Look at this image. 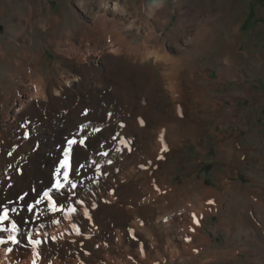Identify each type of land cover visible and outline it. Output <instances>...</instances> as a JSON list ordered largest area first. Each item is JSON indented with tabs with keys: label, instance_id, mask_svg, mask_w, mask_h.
I'll return each instance as SVG.
<instances>
[{
	"label": "rangeland",
	"instance_id": "rangeland-1",
	"mask_svg": "<svg viewBox=\"0 0 264 264\" xmlns=\"http://www.w3.org/2000/svg\"><path fill=\"white\" fill-rule=\"evenodd\" d=\"M126 1L132 6L149 0ZM171 2H165L167 18L157 20L159 39L150 44L171 46L167 55L174 61L172 70L167 62L157 65L153 59L122 61L127 67H145L155 74L153 98L138 101V105L105 102V109L92 111L97 120L96 129L91 127L92 141L86 145L84 135L86 146L79 145L80 161L74 162V156L70 161L73 167L83 163L85 167L79 176L70 172L69 178L91 187L110 175L118 180L117 186L106 192L113 194V203L103 200L98 207L107 216V224L119 221L129 230L139 220L140 229L131 230L151 264H264V0H179L181 7L192 9L187 22L181 21ZM29 8L33 14L26 19L22 33L23 22L17 17L29 15ZM56 15H62L64 27L72 28L76 15L80 17L74 0H0V132H5L6 114L17 108L13 101L20 95H31L34 75L50 82L67 73L60 66L57 34L49 37L48 27L44 28ZM183 37L194 43L185 45ZM90 47L99 52L103 45ZM16 64L22 66L17 68ZM168 81L176 83L178 95L165 93ZM141 90L150 92L149 88ZM30 103L31 107L19 112L22 117L7 132L8 139L0 143V157L11 175L13 165L28 161L32 154L18 153L25 133V139L37 137L43 123L36 117L42 104L35 99ZM111 110L139 125H127L118 137L110 131L101 133L99 124L105 125L104 129L111 125V113L107 112ZM63 112L68 115L70 110ZM157 142L162 143L158 151L154 147ZM55 145L52 142L37 155L47 178L50 172L45 157ZM102 156L109 158V166ZM17 173L14 178L22 175V169ZM32 176L41 177L38 170ZM62 176L63 171L61 181ZM49 195L66 203L61 196ZM209 200L213 203H207ZM203 202L216 210L203 216L197 235L191 237L190 211L199 209ZM151 222L156 223L155 230L142 229ZM102 229L106 227L98 229L94 242L65 239L70 246L56 249L60 264H73L77 252L83 254L84 261L87 258L86 263L96 264L91 258L102 251ZM106 243L114 256L116 246L110 249V241ZM100 254L101 258L106 252ZM58 256H46L43 261Z\"/></svg>",
	"mask_w": 264,
	"mask_h": 264
},
{
	"label": "bare ground",
	"instance_id": "bare-ground-1",
	"mask_svg": "<svg viewBox=\"0 0 264 264\" xmlns=\"http://www.w3.org/2000/svg\"><path fill=\"white\" fill-rule=\"evenodd\" d=\"M74 1L80 14V17L76 15L77 21H75V28L71 26L64 27L62 15H56L51 18V25L44 24V28L48 27L49 37L53 36V33L57 34L56 38L61 48L59 50L61 52L60 66H63L67 73L63 78L50 82H47L45 79L42 80L43 77L39 73L38 76H36L37 74L34 75L35 80L33 79L32 81L34 87L30 89L31 95L27 97L20 95L13 101L17 108L15 109L13 107L11 109L12 111L6 114L5 120L7 124L4 127L6 129L5 132H0L1 143L8 139H5L7 132L22 117L19 112L25 107L32 106L30 99H35L42 104L41 113L36 116L38 121L43 122L38 128V136H32L30 139H25V137L22 145L20 143L18 145L19 154H23L24 152L32 153L28 161L13 165L15 168L13 175L18 174V168L22 169V175L14 178L6 169L2 161L3 159L0 157V212L4 209H8L11 212L9 219L4 222V227H8L13 222L16 223L17 232L15 235L20 242L19 245H13L10 242L7 245L0 244V264H32L33 260H35V264H60V253L56 249H65L70 246V244L64 241L65 239L68 241L71 240L72 243H76L79 239L83 241L90 240L86 242H94L95 236L99 232L98 229L101 227H106V229H102V235L105 241L100 243L99 248L102 250L100 252H106V254L100 258V252L98 256L94 253L93 258H91L93 263L151 264L149 262L150 258L144 249V252L141 251L143 248L142 245L138 241L132 240L128 234L129 230H126L127 226H124L119 221L115 223L113 221L107 224V216L98 207L103 200L109 203H113L114 201V198H112L113 194L106 193L111 189L110 186H117L118 180L113 175H110L108 177L109 179L104 180L103 183L93 187L90 184L89 186H84L79 181H76L77 178H73V182L77 184V188L72 191L76 193V196L68 200H65L55 190H52L50 193L55 194L54 196L56 197L61 196L66 201L63 204L65 211L70 204L77 208L76 213H71L67 217H65L64 212L59 214L52 213L44 200L38 205L35 203L41 196L39 194L46 190L47 187L50 189L51 185L56 182L53 174L60 160L63 158V150L67 147V140L75 138L79 141V139L85 138V135L87 136L86 145L91 143L92 136L94 135L92 129L95 128V123L97 122L95 115L91 113L92 111L95 109H99L100 111L105 109L106 107L103 105L105 102L115 104L117 102H123L125 104L126 102L128 104L138 105L136 103L138 101L149 98L150 101L152 100V93L155 91V74L151 73L145 67L141 69L127 67V65H123L122 61L132 62L133 59H137V61L142 63L153 59L157 65L167 62L170 68H166L170 71L174 65L172 58L167 55L171 46L167 48L150 44L152 39L157 41L159 39L155 31L157 28V20L166 19L169 14L168 6L165 3L166 0H149L147 1L148 3L141 2L138 5L134 4L132 6L126 0ZM171 3L174 6V10L180 14L181 21L187 22L190 18L189 16H191L192 9L185 6L181 7L179 0H172ZM31 10L29 8V15L26 13V15L20 14L17 17L23 22V26L21 27L22 33L25 32L26 19L30 18L33 14ZM77 22L80 24L79 26H77ZM194 36L195 38L193 39L195 41L198 34L196 33ZM188 39L187 37H183L182 43L186 45L191 41L193 42L192 39ZM95 43L103 45L101 51H96V48L91 49L90 46ZM176 45L178 47L185 46L180 44ZM139 62L137 63L138 65H140ZM31 63H33L32 67H35L36 61L32 60ZM21 66L20 64H16L17 68ZM35 71L37 73V70ZM167 75L169 76V74ZM165 86V93L167 95L177 94L176 83H170L168 81L167 85L165 83ZM147 88H149V93L141 90ZM176 98L177 96L174 99ZM77 101H80V104L76 105ZM65 109L70 110L68 115L64 114L63 111ZM137 110L135 108V111ZM107 112L111 113L109 114L111 125L104 129L105 125L99 124L98 127L101 128V133L110 131L118 137L121 136V132H123L127 125H139L136 121H128V119L121 118L115 110ZM122 124H125V127ZM66 125L69 128L62 130L63 128L61 126L65 127ZM52 142H55L56 145L49 149V155L45 157V166L48 167L50 172V178H47L44 174L45 171L42 169L43 163L37 155L43 153ZM161 144L160 142L156 143L154 146L156 151L159 150ZM72 148L75 158L74 162L80 161L79 156L82 151L79 148V143L73 145ZM100 158L105 164L107 163L106 160L108 161L109 159L106 156ZM108 163L107 166H109ZM37 170L41 177H31V174L35 175ZM8 175H10V178L7 179L6 176ZM68 187L66 186V189L62 191L66 192ZM154 192L152 197H154ZM75 199H80L84 203L76 205L74 203ZM28 204L34 206L32 212L27 211ZM92 205H95V207L93 208ZM12 209H15V211L13 212ZM85 209L88 210L89 217L92 216L91 219L84 216ZM125 210L128 211L126 207ZM215 210L216 207L214 205L210 207L204 202L200 205L199 209H191L188 226L194 229V234H190L191 237L197 235L203 216ZM193 214L199 220V225L193 224ZM149 219H152V217L147 218V220ZM53 220L58 221V223H53ZM73 224L79 229V235H77L76 229L72 227ZM155 225L156 223L151 222V224H146L142 229L146 227L151 232L149 228L152 227L153 229ZM131 227L133 228L130 229L139 230V220H136ZM85 229L90 231L85 232ZM9 235H11L9 232L0 233V239L7 240ZM151 236L153 237L152 234ZM29 238L39 239L42 242L36 246V255H33L32 245L28 244ZM106 240L110 241V249H112V245L116 246L114 247L115 250L112 249L115 252L114 256L111 255L110 251L108 252ZM151 242H153V239ZM122 245L124 246L120 248L119 246ZM6 248H12L13 252L6 253ZM122 251L124 255L122 254L121 256L120 252ZM55 254L59 255L58 258H55L56 260L44 263L43 260H45L46 256H53ZM82 257L83 254L77 252L75 255L76 259L71 262L73 264H88L86 263L87 258L85 262Z\"/></svg>",
	"mask_w": 264,
	"mask_h": 264
},
{
	"label": "snow or ice",
	"instance_id": "snow-or-ice-1",
	"mask_svg": "<svg viewBox=\"0 0 264 264\" xmlns=\"http://www.w3.org/2000/svg\"><path fill=\"white\" fill-rule=\"evenodd\" d=\"M141 123H143L141 121ZM27 133H25V137H27ZM77 143H79V145L81 146H86L85 145V139L81 138L79 139V141H77L75 138L73 139H68L67 140V147L64 148L63 150V159L60 160L59 165L56 167L55 172H54V177L56 178V182L53 183L51 185V188L44 191L42 196H40L39 199H37L35 201V203L38 205L41 203L42 200H46L47 201V206L48 209L54 213V214H59L61 212H64L65 217H67L69 214L71 213H76L77 212V208L73 207L71 204L67 206V210L65 211L64 209V205L62 202L59 201V199L57 200H53L52 196L49 195V193L52 190H55L56 193L62 195L64 197L65 200L68 199H72L73 197L76 196V193L72 190L77 188V184L74 183L69 177H70V172L73 173L74 175L79 176L80 175V170L83 169L85 167V165L80 164L78 168L73 167L72 163H70V161L73 159V145H76ZM121 143H124V141H121ZM119 150V149H118ZM163 151H167L166 148L162 149ZM12 153L10 152L9 155H11ZM102 155H107V153H102ZM109 163H111V161H108ZM95 163V162H93ZM99 165H96L97 168V172H99ZM143 167V165H142ZM61 171H63V182H61ZM66 186H69L67 191H62L64 189H66ZM158 191V189H157ZM21 199H23V197H21ZM74 203L76 205H81L84 203V201L80 200V199H75ZM207 203L212 204L213 201L209 200L207 201ZM60 205L59 207L57 205ZM33 205L32 204H28L27 205V211L28 212H32L33 211ZM92 207L94 208L95 205H92ZM12 211L14 212L15 209H12ZM84 216L88 217L89 219H91V217H89V213L88 210L85 209L84 210ZM9 219L8 216V209H4L2 212H0V233L3 232H9L11 233V235L8 236L7 240L5 239H0V244H4L7 245L9 242L13 245H19L20 242L17 240L15 233L17 232V225L16 223H11L8 227H4V222L7 221ZM53 223H58V221L53 220ZM193 224L199 225V220L196 218L195 214H193ZM72 227L74 229H76L77 235H79V229L76 228V225L73 224ZM194 230V229H192ZM131 238L133 240H136L137 237L133 234V231L131 229H129V233H128ZM186 239H188L186 237ZM42 242L39 239H34V238H29L28 239V244L32 245V249H33V255H36L35 249L36 246L40 245ZM141 251H143V248L141 249ZM13 252L12 248H6V253H11ZM131 259V257H130ZM32 264H35V260L32 261Z\"/></svg>",
	"mask_w": 264,
	"mask_h": 264
}]
</instances>
